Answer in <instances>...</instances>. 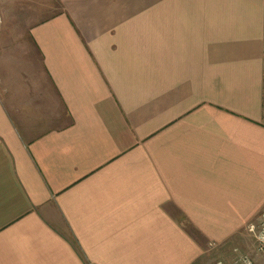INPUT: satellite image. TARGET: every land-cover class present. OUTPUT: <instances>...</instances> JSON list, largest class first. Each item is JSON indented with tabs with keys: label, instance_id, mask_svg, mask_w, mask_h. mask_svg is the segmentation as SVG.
<instances>
[{
	"label": "crops",
	"instance_id": "0c3cea01",
	"mask_svg": "<svg viewBox=\"0 0 264 264\" xmlns=\"http://www.w3.org/2000/svg\"><path fill=\"white\" fill-rule=\"evenodd\" d=\"M0 1L44 10L0 57V264L228 248L264 209V0Z\"/></svg>",
	"mask_w": 264,
	"mask_h": 264
},
{
	"label": "rangeland",
	"instance_id": "374dc122",
	"mask_svg": "<svg viewBox=\"0 0 264 264\" xmlns=\"http://www.w3.org/2000/svg\"><path fill=\"white\" fill-rule=\"evenodd\" d=\"M39 6L27 9L12 8L7 13L5 8L0 7V57L3 60L10 58V56H6L8 52L12 54L11 57L16 59V61L29 57L27 53L29 54L28 49H30V45L26 35L28 25L23 21L27 17L29 18L34 12L42 13L44 11L42 2L39 3ZM256 247L255 239L244 228L234 236L233 243L231 245L229 244L228 248L222 247L207 252L203 264H214L218 261L228 264L234 256V249L250 256L256 264H261V257L257 254Z\"/></svg>",
	"mask_w": 264,
	"mask_h": 264
},
{
	"label": "built area",
	"instance_id": "2783aa9c",
	"mask_svg": "<svg viewBox=\"0 0 264 264\" xmlns=\"http://www.w3.org/2000/svg\"><path fill=\"white\" fill-rule=\"evenodd\" d=\"M246 229L256 242V252L261 257V264H264V209L255 217L254 220L246 225ZM234 256L228 264H256L254 260L247 254L240 253L236 249L233 250ZM214 264H225L218 261Z\"/></svg>",
	"mask_w": 264,
	"mask_h": 264
}]
</instances>
